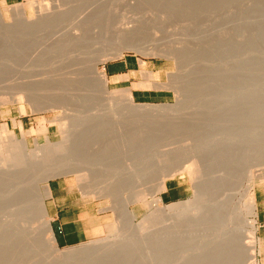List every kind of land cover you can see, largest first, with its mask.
Masks as SVG:
<instances>
[{
	"label": "rangeland",
	"instance_id": "1",
	"mask_svg": "<svg viewBox=\"0 0 264 264\" xmlns=\"http://www.w3.org/2000/svg\"><path fill=\"white\" fill-rule=\"evenodd\" d=\"M33 1L37 3V4H35L36 8L40 7L42 10V7L44 5L45 7L46 6L48 7V10H50V12L52 11V9L54 11L57 9L63 11V9H64V11H65L69 7V9L71 8L70 12L68 10L65 13L68 12V13H71V15L67 13L65 15L67 17V18H65V20H63L64 18H61L58 20L59 23H58V21L57 22L55 21L56 23L52 22L53 25H51L52 24L51 22H50V24H49V22H45V23H48V24L44 23L45 26L40 25V23H38V22L36 23V19L38 17L37 16L38 13H36L37 12L36 8H34L35 6H31V4H30ZM70 1L71 0H0V12H1L2 17H3V21H4L3 24H5L6 27H7V25L11 26L9 28V31H11V34L13 36L20 32V31H16V30H19L20 29L19 27L23 24L21 22L19 23L18 19L15 20L14 17H17V15L15 14L16 12H14L15 11L14 7H17L19 5L23 6V8L25 10L26 18L28 19L27 20L28 22L26 21V23L27 24L29 23L28 26L32 25V27L31 26L26 27L27 24L25 23L24 24L25 27L23 26L24 29L22 27V32L26 31V33H27V34L25 33L27 37H24V39L26 38L24 41H25L26 45L28 44L27 45L28 47L25 46L26 50H24V56L19 63L17 62L19 65L14 63V62H9L7 64L4 72L7 69H8V71L5 72V75H7V73L9 71H11L12 73L9 72L7 76H9L10 79H12V77L15 76V79L13 77L14 80H17L16 79L17 77H18V79H20L21 77L22 78L23 77L28 78L30 76L29 78H31L33 80H31V79L27 80V78H26V80H24L23 82H26V81L27 82L28 81H42L43 80L45 82L46 87L47 88L49 87L48 89H45L36 95L32 94L31 97L33 99V101H32L33 103L31 102V100H30L31 103L29 101L26 102L25 99H22L25 97L21 94L20 95L22 97L21 96L19 97L17 94H14L15 91L13 92L11 90L12 87H0V95H1L0 96V98H1L0 99V128H2V127L6 128V133H5L4 137H9L10 135H13L18 140L24 138L26 140V142L28 144V148L30 150L35 149L36 143H37V145H39L41 147L45 146L48 143L50 145L51 144H61V143H63L65 137H68L70 135L71 136L70 144H68L69 150L66 151L67 153L65 152L66 154L64 153L65 155H63V154L62 155L68 156V157L70 156V158L72 160L75 157V154H74L75 147L80 146V148H81V146H82L81 152H82V156L84 158H82V161H80L81 163H79V164L81 165L82 163H85L88 160L86 162L88 166L85 163L86 166L82 167V165H81V168L82 169H86V168L88 169L89 168L87 172H89V174L90 173L91 174L89 175L86 172L87 176L88 177L90 176L88 178V180L93 177L92 179H94V180L96 179V181L93 180L94 182L93 181L90 182V180H91L90 179L89 182L87 181V182H84V183L78 185L75 176L71 173L70 174L68 173V174L59 175V176L57 175L58 177L55 176L52 179H49L47 181V185L49 184V182L51 180H54V179L66 180L70 185H72L74 187V191L76 193L75 194L76 196L81 195L82 197H84L86 199V201L88 203V209H89V211L87 213L89 218L86 221V224L88 227V239L83 243H80V244L74 245V246H70V247L69 246L68 247H59L55 243L54 246L56 247L55 249L57 252L53 251L51 249V247L49 246V244L47 243V239L49 236L48 235L47 236L42 235L43 232L41 230H40L41 233L39 232L41 234L40 235L37 233L39 229L35 232V230H33L35 228H31V226L33 225L34 222H35V224H37L39 222V220L34 221V219L37 218V216L34 213L37 214V212H38L37 210L36 211L34 210V213L32 215L30 214L29 218L27 217L28 219L26 218V220L24 222L22 221V223H20V225H21V226L19 225L20 229H21L20 234L18 236L13 237V238H9L10 240L12 239V240L16 241V240H18V237H19L20 238L19 240H23L25 245L22 248L24 250H26L27 252H29L30 255L28 254V256H27V254H25L24 250H23L24 251L23 254L18 253V251L21 249V247H20V249H16L17 251L15 249H13L14 252L11 250V248L15 247V245H20V246H21V244L23 245V241L22 242L18 241V243H21V244H14L13 246H11L10 254H9L8 258H6L5 261L1 260L2 258L0 255V264H65V262L61 263V260H59V259H61V258H59V256H60L59 254L62 255V254H66L68 252H70V253L75 252L74 254L76 257L74 258V260L70 261L71 264H91V261H94V260L95 261L98 260V261H96V264L97 263L100 264L102 262V260H103L104 264L105 263L106 264H192V263H196V261L195 262L191 261V258L194 256V255L193 256H191V255L194 254V252H195V254L198 251L200 252L201 249H199V248H201L202 244L209 239L207 234L210 231L209 230L210 227L212 228V225L214 226L215 220L213 221L214 223L211 222V224L213 223L212 225L210 224V221L199 220V219H197V220L196 219L184 220V221L180 222L181 224L178 225V224H176L173 217L177 216L178 213H179L178 215H180L186 211L185 210L186 208H184V207H181V208L177 207L178 209H176V208H174V206L176 204H179V203H186V202L194 200V197H195L194 196L195 195V191H194L195 187L194 186L198 183L201 184L202 180H199L197 182L195 181V183H196L195 184L194 180L191 179V177L186 172H183V170H181V169H180V171H179V169H176V172H177V170L179 172L172 173V176L168 177L165 180V184H174L176 186H179L180 197H179V199H177L178 201L168 202V201L163 200L162 193L164 191L161 192L160 194H158L157 198H159L161 200L159 206L164 210V214H165L164 218L165 217L166 218L157 220V222H158V223L156 222L157 225H155L156 224L155 222L153 224H151L152 222L149 219V221L151 222V223L149 222V224H148L149 227L146 229H142V230H140L138 228L139 224L141 223V220L146 218V216H148V215L151 217L152 212L154 213L153 209L150 207V202H151L149 200L150 198H148V200H147V203H149V204L137 203L134 205H130V207L128 209H129V213L133 217L132 223L129 222V219H127L123 215L122 211H120L121 207H123L121 205H123V204H119V205H117L118 206L117 207L113 202H114V200L119 202L123 197H125V198L128 196L130 197L131 192L133 190L138 189V188L137 189L135 188V187H138V185H139V183L137 185L135 182V178H136L135 176L138 177L137 170L139 171V169L145 168L144 162H147L146 166L150 167L149 168L150 172L149 171H146V173L144 171H142L143 173L141 172V176L144 174H149L148 177L145 175V176H142V178H141L143 181L142 183L145 184V185H143L141 183L143 185L142 189L143 188L147 189V188H150V186H152V184L155 182V177H156L155 174H158V171H160L164 166H166L164 164L165 157L164 158L161 157L163 151L166 149L165 147H167V148L169 147V148L176 149V150L179 149L182 151L181 154H183L185 151L189 150L188 151L189 155L187 153H184L187 158H189L193 154L194 150L196 153H199V152L210 153L213 151V144L215 143V141H214L215 136H213L214 135V128L211 125H214L215 122H214V120H212L213 121L212 122L210 119L214 118V117L213 118H211V117L214 116L213 115V113L215 112L214 109H216V106H217L216 104H214L213 101H215L219 98L217 96L218 93L216 95H214L215 91H217L216 89L217 88L219 89V87L217 85L224 87V84H223L224 83V80H223L224 77L222 79L221 75H223V73L225 72L224 71L225 68H223V65L225 67L226 64L228 63V57L226 56L227 54H225V56H224V54H222V55L219 54V53H222L221 52V50H222L221 46L224 45V43H226L225 44L226 46L229 45L228 47H229L230 51L233 52V53L231 52L232 53L231 55H233V56H230V58H232V57L233 58H232V60L231 59L229 60L230 62H233V61H235V63H237V62L241 63L242 61H244V63L246 62L245 70L246 69L247 70H246L245 78H246L247 82L246 81H245L246 83L243 82L245 85V87H243V90H245L246 95H249L248 97H246V98H248L247 101H251V102H247V104L249 103L247 106H252V105L255 106L259 103L264 106V102H263L264 101V98H263L264 97V39H263V37H264V19H263V17H264V0H203V1L199 0L198 1L199 5H198V3L195 2L196 3L195 8H194V5L191 3V5L193 6V8H192V6L189 7V8H191V10H189V8L183 9L184 6L182 7V5H180L178 7H182V9L176 7V10L177 9L178 10L176 13L175 12L172 13V15H174L173 17L168 18V20H165L164 22L155 21L153 23H150L153 25H151L149 27L148 26L145 27V29L142 30L143 32H141V34L138 35L139 36L138 38H141V40L143 41L142 43H145V45L143 44L142 46L144 48L147 47V51L150 49V51H148V52L145 51L144 52L145 54L149 53L148 55H150V52L153 49V47L149 46V45H153V46L156 45L155 47L159 46V48H161V50L163 49L164 52L169 51L170 54L174 53L175 55L174 54L173 55L175 56V58H174V56L171 58H166V56H168L169 53H168V55H166L167 53L166 54L164 53V55H163V51H160L157 48H155V50L156 49H157V51L159 50V53H161L163 56H161V54H158V55L156 54L155 56H152L153 54L151 53L152 55L147 56V54H146L147 57L146 56L144 57V55H141L140 53H137L135 51H126V50L122 51L119 54L118 52L111 51V49H110L111 46L109 44L114 43V40H115L114 36H111V37L106 36L107 38H104L102 36L103 39L101 38V40L102 41L104 40L103 43H102V41H99L98 42L99 44L95 43L96 41L93 42V44L90 43V45L88 44L89 46L87 45V47L85 49H82L77 54H76V52H78V51H76V52L74 51L75 53H73V51L71 50V52H70L69 49L66 48L67 45L65 46V49H67L66 51H63L64 48L63 49L57 48V49H55V54H54V51L51 52L54 49L51 46H49L50 42H52V40H54V39H57V37H55V36L61 34L62 32H66L68 30L67 28H69V29L71 28V24L73 23V17L72 16H74L73 14H75L77 12V10L79 11L81 8L86 10L85 8H88L87 6H89L91 4V2L94 3L97 0H90V1L75 0L76 2H74V0H72L73 2L71 1V3H73V4H70ZM102 1H106V0H102ZM118 1H119L118 2L119 4H117V5L119 7H118V11L116 12V14H118L117 17L120 18V16L124 15V16H128L130 18V14H133V12H134L133 15L135 17L134 16H131V17L136 18L137 15H135V13L136 14L140 13V12H138V10H139V8L142 9V7H141L142 4H144L143 7L147 6V8H148V5H149V8H151L150 5H152L153 8L154 7L156 8L157 6L159 8V6L160 7L162 6L161 8L163 9V7H164L163 4L167 5V3H168L167 1H169V0H167V1L166 0H162V1L158 0V2L153 0V2H154L153 4L155 5V3H156L157 6H154L153 4H151V0H144V2L142 0L141 1L140 0H133V1L132 0H118ZM163 1H164V3H162ZM109 2L113 6H115L117 3L116 0H109ZM133 2L137 6H134ZM137 2L138 3L143 2V3L140 6V3L138 5ZM145 2H148V5ZM110 3H108V5H106V7H110L111 6ZM62 4H64L65 6H63ZM128 6H129L130 10L132 8L135 11L132 10L133 12H131L130 10H128ZM131 6H133V7H131ZM138 6H140V7H138ZM187 6H190V5L187 4ZM45 7H43L44 10L47 9V7L46 8ZM62 7H63V9H62ZM76 7H78V8L80 7V8L76 9ZM111 8H112V6H111ZM161 8H159V10ZM145 9H146V7H145ZM249 9L251 11H249ZM44 10H42V11H44ZM44 12H42V13H44ZM14 15H16V16H14ZM185 15H186V17H185ZM252 15H253V17H252ZM68 16H69V18H71V17L72 18L68 19ZM258 19H260V20H258ZM60 20L63 24L60 22ZM262 21H263V23H262ZM157 22H158V24H157ZM18 25H20V26H18ZM51 27H53V28H51ZM25 28H29V31H27V29H25ZM30 28L31 29L35 28V30L34 29L31 30ZM61 28L66 29V31L65 30L63 31ZM14 29H15V31H13ZM60 31H62V32H60ZM262 31H263V33H262ZM14 32H15V34H13ZM29 34H31L32 36ZM3 36L8 37V35L5 34V32H3V30H0V38H3ZM110 38H112L113 42H112V40H110ZM160 39H161V41H160ZM45 40H46V42H49V44L46 43ZM29 41H30V43H29ZM105 42H107V44ZM176 42H179V43H177L178 45L176 44ZM44 43H45V45H44ZM104 43L106 45H104ZM221 43H223V44H221ZM160 44H163V45H160ZM219 44H221V46ZM47 45H48V47H47ZM40 46H41V48H40ZM71 47L72 46L69 45V48H71ZM219 47L221 50L219 49ZM31 48L33 49V52L35 54L32 52V50H30ZM105 48L108 49V50L106 49V52L110 50V52H107V54L109 53L110 55L109 54H108V56L105 55L103 58L99 59V61H100V62L98 61L99 71L104 73V66L106 64L113 63L122 57H125V56L134 57L135 59H137L139 61V64H140V62H144V66H141L142 71H144L143 73L151 74L152 79L149 80L152 84L151 86L155 85V87H157V88L156 89L153 88V89H155V91H157L158 94L162 95V97H159L158 100L156 101V103H154V104H137V103H135V104H137V105H152V106H173V107L177 106L176 104H178L177 113L176 114L174 113L173 116H172V114H170V116H172V117L168 116L169 118L168 117H166V119L164 118L166 121L163 118L162 119L157 118L158 121H161V123L157 122L156 118H153L155 120V122H154V120L152 118H148L149 120L152 119L149 121L148 119H146V117H143V118L142 117H135V116L132 117V115L129 114L128 106L126 103L121 102V101L118 103L116 101L115 102L111 101L110 102L111 104L109 102H108L109 103L108 104L107 102L103 101V98H101L100 96H97V95L94 97H89L90 99H88V98H86L87 96L84 97L86 95V93H93V92L96 93V92H98L97 89H94V88L91 89L90 87H88V88L87 87H80L79 85H78L79 89L76 88L75 91H73V92L74 93L76 92L77 94L81 95V97L84 98L83 100L81 97H78V98L71 97L70 98V97H66V96L63 97V96L57 95V93H58L56 90V87H57L56 80L57 79H55V75H57V72L59 71V69L61 70L62 73L58 72L57 76H59V73L63 74L65 72H67V68H65V67H67V65H69V63L76 62L78 57L81 58V57L85 56L84 59L90 60L91 62L94 59V61H95L96 58H99L98 55H100L101 51L105 50ZM218 49L220 50V52ZM43 50H45L44 53L42 52ZM58 50H61L63 52L59 53ZM84 50H86V51H84ZM93 51L95 53H92ZM99 51H100V54H99ZM172 51H174V52L172 53ZM215 51H218L219 53H217ZM80 52L82 55L80 54ZM181 53H182V57L180 56ZM189 53H190V55H189ZM25 55H28V56L25 57ZM51 55H53V56H51ZM112 56H114V57H112ZM178 56H180V57H178ZM183 56H186V57L183 58ZM187 56H188V59L190 58L189 60L187 59ZM220 56H223L225 58L222 57V60H221ZM31 57H33V60ZM46 57H48V58H46ZM168 57H170V55ZM24 58H26L25 61L23 60ZM29 58H31V59H29ZM72 60H73V62H72ZM101 60H102V62H101ZM190 60H191V62H190ZM35 61H37L38 63L36 62L37 64H35ZM184 63H187V64H185V66H184ZM191 63H193V64H191ZM9 64H10V66H9ZM21 64L25 65V67H23ZM15 65H18V67ZM63 65H65L64 66L65 69L61 68V66L63 67ZM11 66H12V68H11ZM20 66L22 68H20ZM186 67H187V69H186ZM218 68H220L224 72ZM152 71L154 73H152ZM218 72H220L221 75L220 74L217 75ZM187 73H189V74H187ZM248 74H250V75H248ZM43 75L44 76L47 75V77H44ZM192 75H194V76H192ZM195 75H197L196 80H195V77H196ZM33 76L34 77L36 76V77L34 78ZM52 76H54V78ZM198 76H199V78H198ZM223 76H225V73ZM247 76L249 77V79ZM175 77L178 78V80L175 79ZM219 77H220V79H219ZM49 78L51 79L50 81L52 82V84H50L51 83L50 81L47 82L49 80ZM34 79H37V80H34ZM45 79H47V80L45 81ZM197 79H199V80H197ZM22 80L23 79H21V81ZM219 80H220L221 84H220V82L217 83V81H219ZM221 80H223V83ZM6 81H8V80H6ZM17 81H19V80H17ZM106 81H107V79H106ZM53 84H54V86H53ZM256 84L258 85V87H256L257 86ZM4 85H7V84H4ZM158 85L161 87H159ZM106 87L110 92H124V91L128 90L126 88H123V86H113V85H109L108 83H106ZM213 88H214V91H213ZM81 90H83V91H81ZM211 91H213L214 93L207 95V93H210ZM248 92H249V94H248ZM197 93L198 94L202 93V94L201 95L199 94L200 95L199 96V95H197ZM253 93H255V95ZM185 94H187V95H185ZM202 95H205V96H202ZM255 96H257V97H255ZM249 97H251V99H249ZM252 97H253V99H252ZM15 98L17 100H15ZM182 98H184V99H182ZM259 99L262 102H260ZM182 100H183V102H182ZM103 102H104V104H103ZM112 103H114V104H112ZM187 103L190 105H188ZM215 103H217V102L215 101ZM33 104H36L37 108H35V105H33ZM59 104L63 105L64 107L61 106V109H52L51 107H49V106L58 107L57 105H59ZM87 104H88V106H87ZM191 104H193V105H191ZM213 104L215 105V107H213ZM105 105L108 108L105 107ZM109 105H110V107H109ZM115 105H117V106H115ZM66 108H68L67 111H66ZM117 109H119V110H117ZM63 111L67 115L72 116L73 119L71 117L66 122H59L58 120L61 117H63ZM115 111H116V114H115ZM211 111L212 112L214 111V112L212 113ZM104 112H107V114ZM110 112H112V113H110ZM117 112L119 113V116H118ZM77 114L79 116H77ZM178 115H180V116H178ZM75 116L78 118H76ZM80 117H82V118L79 119ZM173 117H175L176 120ZM75 118H76V121H75ZM171 118L176 121L177 124L175 126L178 128L170 126L167 119L172 121ZM262 118H264V116ZM77 120L78 121L81 120V122L80 121L78 122ZM83 121H84V123H83ZM166 122H168V125L166 124V127L168 129H166V127H165ZM262 122H264V119ZM87 123H89V124H87ZM170 123L175 124V122L174 123L170 122ZM204 123H206V124H204ZM72 124L75 125V127L72 126ZM77 124L78 125L80 124V125L77 127ZM155 124H158V125H156L157 128H155V130L158 129L159 126L162 129L159 128L160 131L156 130L158 132H155V134H154V132L150 128L154 129L153 126ZM69 125L71 126V128H69L70 127ZM88 125H89L91 130L89 129ZM96 125H97V127H96ZM162 125L165 128L162 127ZM183 125H184V127H186L185 129L183 128ZM209 125L211 126V128H207V126L209 127ZM109 126H111V127L109 128ZM261 126L264 127V125H262V123H261ZM106 127L108 129H106ZM172 128H173V130H172ZM206 128L210 129L209 131H213V132H210L211 133L210 134L208 131H205ZM99 129L101 130V133L103 132V134L99 133L100 132V131H98ZM104 129H106V130H104ZM147 129H149L151 131L152 135H150L144 131V130L148 131ZM188 129H190V131ZM67 131H69V132H67ZM96 131H98V132H96ZM106 131H107V133H105ZM139 131H140V133H139ZM141 131H144V132L142 133ZM191 131H193V132H191ZM204 131L206 132V134ZM98 133H99V136H98ZM212 133H213V135H212ZM104 134H107V135L105 136ZM147 134L150 136H148ZM2 135L3 134H0V137ZM263 135H264V133H263ZM92 136H94V137L96 136V137L92 139ZM210 136L213 139H211ZM81 137H83L84 140L87 139V141L85 140L86 142H84V140H83V142L80 143V140L82 139ZM102 137L105 138V140ZM78 138H79V140H78ZM191 138H193V139H191ZM143 140L144 141L146 140V141L144 142ZM202 140L204 143L202 142ZM198 143H200V144H198ZM205 143H206V145H207V143L211 144V145L206 146ZM242 143H244V142H242ZM130 144H131V146H130ZM191 144H193L194 146H192ZM203 144H204V146H203ZM164 145H165V147H164ZM200 145H202V146H200ZM140 147H142V148H140ZM189 147H193L194 149L189 148ZM211 148H212V150H210ZM153 149H154V151H153ZM190 149H191V151L193 150V152H191ZM70 150H71V152H70ZM234 150H235V152H238V151H242L243 149L234 148ZM244 150L247 152L246 160H247L248 167H247L246 163L244 165H240L241 167L239 165H236V167H238V171L236 172L237 176L235 177V179H233V182L231 181V184H233V185L231 186V188H229L227 191L224 192V195H226L228 198L227 199L228 200V211L230 213V218L237 225H239V228H241V225H242L245 230H248V232H251L254 235L253 237H254V242H255V246H256L255 258H254L255 262H256L255 264H264V167L262 166V167L257 168V166H255L252 163L255 159H260V156L254 157L250 154L248 155V152H249L248 148H245ZM263 150H264V148H263ZM126 151H128V152H126ZM157 151H160V152H157ZM128 153H129V155H127ZM138 153H140V154H138ZM107 154H109V156H107ZM158 154H160V155L158 156ZM184 154L182 155L183 157L180 156V158L185 159L187 162L188 160L185 158ZM122 155H124V156H122ZM152 155H154V156H152ZM127 156H129V157H127ZM49 157H53V156H49ZM132 157H133V160H132ZM53 158L47 159L49 161V164L59 163V161H60L59 158L58 159L54 158V160L56 162L53 160ZM176 158H177V164L178 165L177 166L174 165L175 168H177V167L179 168V166L182 167L184 164V163L182 164V162H185V160L178 158V156ZM238 158H239V156H238ZM84 159H86V161ZM178 159H179V161H178ZM72 160H71V165H69V167L67 168L68 169L67 171H70L71 169H73L75 166L78 165L77 164L78 162L75 161V159L73 161L74 163L72 162ZM125 160H126V162H125ZM131 160H132V162H134L133 163L134 165L133 164L131 165V162H130ZM142 160H143V162H141ZM114 162H116V163H114ZM123 162H125V163H123ZM178 162L181 163L182 165L179 164ZM186 162H185V166L187 164ZM151 163H153V164H151ZM250 164H251V168L249 167ZM128 165H131L130 166L131 168ZM107 168H108V171L110 170L109 172H107ZM128 168H130V169L133 168L134 169L133 172H135L136 174L133 173V176L131 174L129 176L125 175V173L128 172V171L125 172V169H128ZM116 169L121 170V172H119ZM251 171H252V174H251ZM93 172L96 174H94ZM147 172H149V173H147ZM92 173L94 174V176ZM53 174H55V173H53ZM108 174H109V176H108ZM97 175H98V177H100V178H98L99 181L97 180ZM249 175H251V176H249ZM119 177L122 179H120ZM130 177H131V179H130ZM109 178H110V180H109ZM148 178H149V180H148ZM36 179L39 180L38 176L37 177L35 176V178L33 179V181L36 182L35 184L32 181V184H33V186H32L33 191L32 192L34 194L32 193L33 195H31V200L33 199V201H36V199L38 197L37 194H39V190L41 188L40 181H38ZM132 179H134V180H132ZM258 180H260V182ZM126 182L127 183L129 182L130 184L129 183L127 184ZM192 183H194V185ZM121 184H122V186H121ZM125 184L128 186H131V185L132 186L130 188H127L128 186H125ZM91 185H93V190H95L97 188L98 189L95 191H92V189L89 188V187L92 188ZM108 185H110V187ZM118 185L120 187H118ZM85 186H88V187L85 188ZM247 186H251V189H252V195L250 198H249L250 195L245 194L246 193L245 190H247ZM33 188H35V189H33ZM88 188H89V190H88ZM104 189L106 192L104 191ZM123 189L127 190V191H124ZM100 190H101V192H100ZM109 190L111 191L112 194L110 193ZM107 191H109V192H107ZM109 193L111 194L110 197H109ZM29 196H30V194H29ZM35 196H36V198H35ZM120 196H121V198H120ZM27 197H28V195H27ZM27 199H28V201H31V200H29V198H27ZM122 200H124V198ZM249 200H253L255 202V206H256V211H255L256 213L255 214H252V213L250 214L249 213L250 209L248 211L249 204H247V203H249ZM27 202H26V204H28ZM112 208H117L119 211L113 212ZM34 209H37V208H34ZM34 216H36V217L33 219L32 217H34ZM4 217H5V215L3 214L2 210L0 209V225L1 226L3 225V223L5 221ZM9 218H8L9 221H6V223H7V227L11 230L14 227V224H13L14 222H13V220L11 221L12 218L10 216H9ZM174 224L178 225L176 227V229L174 227H172ZM49 225H50V222H49ZM250 225H253L252 231H251ZM179 226L181 227V229ZM23 228L25 231L23 230V232H22ZM32 231H34L35 234H32L31 233ZM163 231L164 232L168 231L167 235H168V233H169V235L167 238L165 237L166 240L168 239V242L166 244L167 245L166 246L167 247L166 252L162 253L159 250H157V248H159V244L163 245L162 244V242L164 240L163 235H162ZM173 232L175 235L171 234ZM175 232L176 233L178 232L177 233L178 235ZM51 234H52V231H51ZM159 234L161 237L159 236ZM35 235H37V236H35ZM204 235L205 236L207 235L206 236L207 238ZM157 236H159L160 238ZM0 237H1V235H0ZM7 238H8V236H6V239ZM132 239L133 240L138 239L140 243L137 240V243L135 244L136 240L133 241ZM190 239L192 242L193 241L194 242L193 243L189 242ZM195 239H197L199 241H197ZM255 239H256V241H255ZM115 240L121 241L119 243V245L118 244L116 245V247L121 248V250L119 249L120 251L117 252L118 254L116 252H114L116 254V256L114 253H110V254L108 253L107 256H110L112 254L110 256L111 257L110 260H109V257L106 258L107 257L106 254H103V255L106 256L104 258H106V260H109V261H106L104 258L99 259L102 257H98V259L90 260L91 258L97 257V255H99V254L89 253L88 249H93L95 247H102L108 243L115 241ZM124 240H125V242H124ZM126 241H128V242H126ZM200 241L203 243H201ZM0 242H1V240H0ZM184 243H186V244H184ZM189 243H191V246L193 248L190 246ZM10 244H12V243H10ZM125 244H127V245H125ZM129 244H131V245H129ZM132 244H133V246H132ZM37 245H39V247L37 248L38 250L35 248ZM154 247H156V248H154ZM35 249L38 252L35 251ZM155 249L157 250L156 252H155ZM39 250L41 253L39 252ZM128 250H130V251H128ZM36 252L39 254H37ZM158 252L162 253V255L165 253L164 256L166 258L162 257L163 260L160 259L162 255L160 253L158 254ZM18 254L21 256H19ZM22 255L25 257H22ZM101 255H99V256H101ZM78 256H80V258ZM112 256H115V259H113L114 257H112ZM121 256H122V258H120ZM186 256L191 257L190 261L186 260L187 259ZM227 256L229 259H227L226 261H223L222 264H228V263L230 264L231 263L230 256H233V254L230 252L227 254ZM124 257H125L126 261L123 259ZM127 257H129V258H127ZM189 257H188V259H189ZM17 258H18V261H17ZM174 258H175V260H174ZM19 259H21L22 261L20 260L21 262H19ZM170 260H172V262ZM1 261L2 262L4 261V262L2 263ZM95 261L92 263L95 264ZM203 261L202 262L197 261V262L199 264H205V261L204 262ZM70 263L67 262L66 264H70ZM101 264H103V263H101Z\"/></svg>",
	"mask_w": 264,
	"mask_h": 264
},
{
	"label": "bare ground",
	"instance_id": "2",
	"mask_svg": "<svg viewBox=\"0 0 264 264\" xmlns=\"http://www.w3.org/2000/svg\"><path fill=\"white\" fill-rule=\"evenodd\" d=\"M71 1H70V4H73V3H71ZM87 1H90V0H87ZM142 1L144 2V0H142ZM155 1L158 2V0H155ZM198 1L199 0H169V1H167L168 3L166 2L167 5H164L163 4V6H164L163 9L161 8L162 6L161 7L159 6V8H161L162 10L161 9L159 10V8L156 5V3H155V5L153 4L154 3L153 0H151V4H153L154 6H157L156 8L155 7L153 8L152 5H150L151 8H149L148 2H145L148 5V8H147V6H145L146 7V9H145V7H143L144 4H142L143 2L142 3L139 2L140 3V6L142 4V6H141L142 9L139 8L138 12H140V13H138V14L135 13V15H137L136 18H134L135 17L133 15L134 12L132 11L134 9L131 8V10H130V8H129L130 5L128 6V10H130L131 12H133V14H130L129 13L130 14V18L128 16H124V15H122V16L119 15L120 16V18H119V17H117L118 14H116V12L118 11V7H119L117 5V4H119L118 3L119 2L118 0H116L117 3H116L115 6H113L109 2V0L108 1L107 0L106 1L97 0L94 3L91 2V4L89 6H87L88 8H85L86 10H84V9L81 8L80 9L81 11L80 10L79 11L77 10V12L75 14H73L74 15V16H72L73 17V23L71 24V28L70 29L67 28L68 30L66 31V29L61 28L63 31L65 30L66 32L60 31L62 33L59 34V35H57V36H55V37H57V39L52 40V42H50V44H49V42H46V40H45V42L48 43L49 46H51L54 49V50L51 51V52L54 51V54H55V49H57V48L58 49H63L64 48L63 51H66L67 49H69V51L71 52V50H72L73 53H75L76 51H78V52H76V54H77L82 49H85L88 44L89 45H90V43L93 44V42H95V41H96L95 43H98L99 41H102L101 40L102 36L104 38H107L106 36H109V37L114 36L115 37L114 43L113 44H109L111 46L110 49H111V51L118 52L119 54L122 51H125V50L126 51H135L137 53H140L141 55H144V57H145L146 54H147V56H150L152 54H153L152 56H155L156 54L157 55L158 54H161V53H159V50H160V51H163V55H164V53L165 54L167 53L166 55H168L169 51L168 52H164V50L163 49L161 50V48H159V46L158 47H155L156 45H154V46L153 45H149V46H152L153 49L151 48L152 50L150 52V55H148L149 53H146L145 54L144 52L147 51V47H145L146 48L145 49L142 46L143 44L145 45V43H142L143 41L141 40V38H138L139 37L138 35H140L141 32H143L142 30L145 29V27H147V26L149 27V26L153 25V24H150V23H153L155 21L164 22L165 20H168V18L173 17L174 15H172V13H174V12L176 13L177 10H178V9L176 10V7L182 9V7L184 6L183 9H186V8L191 7L192 6L191 3H192L194 5V8H195V5H196V3H198ZM201 1H203V0H201ZM74 2H76V1L74 0ZM108 3H110V5L112 6L113 9L111 8V6L110 7H106V5H108ZM139 3L137 2L138 5H139ZM162 3H164V1ZM30 4H31V6H35L34 8H36V5H35V4H37L36 2L33 1ZM187 4L190 5V6H187ZM62 5L65 6L64 4H62ZM133 5L134 6H137V5H135V3ZM180 5H182V7H178ZM198 5H199V3H198ZM140 6H138V7H140ZM43 7H45V6L43 5ZM43 7H42V10H44ZM131 7H133V6H131ZM77 8L78 7H76V9ZM192 8H193V6H192ZM62 9H63V7H62ZM70 9H69V7L65 11H64V9H63V11L62 10H59V9H57V10L54 11L52 9V11L50 12V10H48V7H47V9L44 10L45 11L44 12V11L41 10L40 7L39 8L37 7L36 8V11H37L36 13H38L37 14L38 17L36 19V23L38 22V23H40V25L45 26L44 25L45 22H49V24H50V22L51 23L52 22L54 23L55 21L57 22L61 18H64L63 20H65V18H67L65 15L68 13V12L67 13H65V12L68 11V10L70 12ZM14 10H15L14 12H16L15 14L17 15V17H14L15 20L18 19L19 20V23L20 22L23 23L21 26L18 25V26H20L19 28L21 30L20 29L19 30H16V31H20V32L18 34H15V32H14L13 33V34H15L14 36L11 34V31H9V28L11 26H8L7 25V27H6L5 24H3L4 21H3L2 14L0 12V30H3V32H5V34L8 35V37L7 36H3V38H0V87H12L11 90L13 92L15 91L14 94H17L19 97L21 95H23L25 98H22V99H25L26 102H28V101L30 102V100L32 102L33 101L32 97H31L32 94L33 95H36L39 92H41V91L49 88V87L48 88L46 87L45 82L43 80L42 81H28V82L26 81V82H23L24 80H26L27 77L26 78H24V77L23 78L22 77L20 78L19 77L20 79H18V77H17L18 75L16 76L17 77L16 79L19 80V81H17V80H14L15 79V76H13L14 79H13V77H12V79H10L9 76H7L8 73L11 72V71H9L7 73V75H5V72H7L8 69L4 72V70L6 69V66H7V64L9 62H14V63L18 64L22 60V58L24 56V50H26L25 49V46L28 47L27 46L28 44L26 45L25 44V41H24L26 39V38L24 39V37H27L26 36L27 33H26V31L25 32H22V27L23 26L25 27L24 24L28 20L26 18V15H25V10H24L23 6H21V5H19L17 7H14ZM189 10H191V8H189ZM41 11L44 12V13H42ZM249 11H251V10L249 9ZM68 14L71 15V13H68ZM16 15H14V16H16ZM131 16H134V17H131ZM185 17H186V15H185ZM252 17H253V15H252ZM71 18H69V16H68V19H71ZM263 19H264V17H263ZM258 20H260V19H258ZM60 22H61V20H60ZM158 22H157V24H158ZM53 23L51 25H53ZM58 23H59V21H58ZM262 23H263V21H262ZM28 24L26 25V27H30V26L32 27V25L28 26ZM45 24H48V23H45ZM24 27H23V29H24ZM51 28H53V27H51ZM15 29L13 31H15ZM25 29H27V31H29V28H25ZM32 29L35 30V28H32ZM262 33H263V31H262ZM29 35H31V34H29ZM112 38H110V40H112ZM263 39H264V37H263ZM103 41H102V43H103ZM160 41H161V39H160ZM107 42H105V43L107 44ZM112 42H113V40H112ZM29 43H30V41H29ZM105 43H104V45H106ZM177 43H179V42H176V44ZM221 44H223V43H221ZM221 44H219V45L221 46ZM225 44L226 43H224V45L221 46L222 47V50L219 47V49L221 50L222 53H219L220 52L219 49H218L219 52L218 51H215V52H217V53H219L221 55L224 54V56H225V54H227L226 56L228 57V63L226 64L225 67L223 65V68H225V70H224L225 72L223 70H221L220 68H218V69H220L221 71H223L225 73V76H223L224 75L223 72H222L223 75H221V73H220L221 71L220 70H219L220 72H218V74H217V75L220 74L222 76V77L220 76L222 79L224 77V79H223L224 80V83H223V80H221L222 83L224 84V87H221V86L217 85L219 87V89L216 87L217 88L216 89L217 91H215V93L213 92L214 91V88H213V91H211L210 93H207V95L212 94V93H214V95H216L218 93L217 96L219 97L218 99L216 98L217 100L214 99L217 103H215V101H213L214 104H216L217 106H216V109H214L213 107H215V105L213 104V107L212 108L214 109L215 112L213 111L214 112L213 113L211 111L213 113V115H214L211 118H213V117L214 118L213 119H210L211 121L214 120V122H215L214 125H211L214 128V135H213V133H212V135L215 136L214 137L215 138L214 139L215 143L213 144V151L210 152V153H202V152L196 153L195 150H194V152H195L194 153L193 150L191 151V149H190V151L193 152V154L189 158H187L186 155L184 154V153H187L189 155V153H188L189 150L188 151H185L183 154H184L185 158L188 160L186 162L185 159L180 158V156L183 155V154H181V152H182L181 150H179V149L176 150V149H172V148H169V147L167 148L164 145V147L167 150L164 148L165 150L163 151V153L161 152L162 153V156L161 157L162 158L165 157L164 164L166 166H164L160 171H158V174H155V176H156L155 177V182L153 184L151 183L152 186H150V188H147L146 187L147 189H144V188L142 189L143 185H145V184L142 183L143 181H142L141 178H142V176H145V175L148 177L149 174H144V175L141 176V172L144 171L146 173V171H149L150 170L149 169L150 167L146 166L147 162H144L145 168L139 169V171L136 169L137 172H138V177L135 176L137 178V179L135 178V182H136L137 185L139 183V185H138V187H135V188L136 189L138 188V189L137 190H133L131 192V194H130V197L129 196L126 197V198L123 197L124 200H122L123 199L122 198L119 202L116 201V200H114V202H113L116 206L119 205V204H123V205H121L123 207H121V209L120 208L119 209H120V211H122L123 215L127 219H129V222L132 223L133 217L129 213V209H128L130 207V205H134V204H137V203H147L148 198H150L149 199L151 201L150 202V207L153 209L154 213L152 212L153 215L151 214V217L152 218L148 215L149 217L146 216V218H144L143 220H141V223L139 224V227L138 228L140 230H142V229H146V228L149 227L148 224H149L150 221L152 222V223L151 222L150 223L153 224L154 222L156 223L157 220H160V219H163L164 218V215H165L164 214V210L159 206L161 200L159 198H157V195L160 194L164 190L165 180L168 177L172 176V173H175L176 172V169H179V171L181 169V170H183V172H186L191 177V179L194 180V183H195V181L197 182L199 180H202V183L201 184L200 183H198V184L195 183L196 185L194 186L195 187V190H194L195 191L194 200L189 201V202H186V203H179V204H176V205L174 204L175 206L173 205L174 208H176V209H178L177 207H179V208H181V207L186 208L185 209L186 211L183 214L178 215L179 214L178 213L177 216L173 217L174 220H175V222H176V224H178V225L181 224L180 222H182L184 220H191V219L192 220L193 219H196V220L197 219H199V220H207V221H210V224H211V222H213L215 220L214 221L215 223L213 222L214 223V226L212 225L213 224L212 223L211 224L212 225V228L210 227V229H209L210 231L207 234L208 237H209V239L207 241H205L204 243L200 241L201 243H203L201 248L198 247L199 249H201L200 252L198 251V252H196V254L194 252V254L191 255V256L194 255L192 258L189 257L190 255L189 256H186L187 257L186 260H189L190 261V258H191V261L192 262L193 261L194 262L196 261V263H192V264H197L198 262H202L203 260L205 261V264H222L223 261H226L227 259H229L228 256H227V254L230 253V252L233 254V256H230V258H231L230 261H231L232 264H255L256 263L255 262V259H254L255 258V249H256L255 242H254V237H253L254 235L251 232H248V230H245L242 225H241V228H239V225H237L230 218V213L228 211V200H227L228 198H227L226 195H224V192L227 191L229 188H231V186L233 185V184H231V181L233 182V179H235V177L237 176L236 175L237 174L236 172L238 171V167H236V165H239L240 166V165H244L246 163V165L248 167L247 160H246L247 152L244 150L245 148H248V150H249L248 155L250 154V155H252L254 157L260 156V159H255L252 163L255 166H257V168L258 167H262V166L264 167V150H263V148H264V143H263L264 142V135H263L264 129L263 128L264 127L261 126V123H262V125H264L263 124L264 122H262L263 119H264V118H262L264 116L263 115L264 114V106L262 104H260V103L257 104V105L254 104L255 106H253V105L252 106H247L249 104V103L247 104V102H251V101H247L248 98H246V97H248L249 95H246L245 90H243V87H245V85H244L243 82H245V81L247 82V80L245 78L246 70H247V69L245 70L246 62L245 63H244V61H242L241 63H238V62L235 63V61L230 62L229 60L230 59L232 60V58H233V57L230 58V56H233V55H231L233 52L230 51V49L228 47L229 45L226 46ZM44 45H45V43H44ZM66 45H67V47H66L67 49H65V46ZM69 45L72 46V47L69 48ZM160 45H163V44H160ZM47 47H48V45H47ZM40 48H41V46H40ZM155 48H157L159 50L157 51V49L155 50ZM106 49L107 48H105V50H102L101 51V54H100V51H99V54H100V55H98L99 58H96L95 61H94V59H93L92 62L90 60H86V59H84L85 56L84 57H81L82 59L78 57V59H77L78 61L75 59L76 62H73V60H74L73 59L72 60L73 63H69V65H67V67H65V68H67V72L61 74L62 73L61 70L60 69H59V71L57 70L58 72H61V73H59V76H57L58 75V72H57V75H55V79H57L56 80V84H57L56 90L58 92L57 95L63 96V97L66 96V97H70V98L71 97H73V98L74 97L75 98L81 97V95L77 94L76 92L75 93L73 92V91H75L76 88H78V85H79L80 87H87V88L90 87L91 89H93V88L94 89H97L98 92H96V93L95 92H93V93H86V95L84 97L87 96L86 98H88V99H90L89 97H94V96L97 95V96H100L101 98H103V101L104 102H107V103L108 102L110 103L111 101H114V102L116 101L117 103L121 101V102L126 103L127 106H128L129 114H131L132 117H134V116L135 117H142V118L143 117H146V119H148V118H152V119L153 118H156V121L161 123V121H158V119H160V118L161 119L162 118L163 119L164 118L166 119V117H168V116L169 117H172L174 115V113L175 114L177 113L178 104H176L177 106H174V107L173 106L137 105V104H134L132 102V100H131V94H130L129 91H124V92H110L107 89V87H106L107 81H106L105 74L103 72L99 71V69H98V61H99V59L103 58L105 55L108 56L109 53L107 54V52H110V50L106 52ZM30 50H32V52H33V49L32 48ZM58 51H59V53L60 52H63L61 50H58ZM84 51H86V50H84ZM148 51H150V49ZM42 52L44 53L45 50H43ZM173 52L174 51H172V53ZM92 53H95V52L93 51ZM80 54H81V52H80ZM173 54H170L169 53L170 57H168L169 56L168 55V56H166V58L173 57L175 55V54L174 55ZM163 55L161 54V56H163ZM189 55H190V53H189ZM26 56H28V55H25V57ZM51 56H53V55H51ZM180 56L182 57V53H181ZM180 56H178V57H180ZM48 57H46V58H48ZM112 57H114V56H112ZM184 57H186V56H183V58ZM220 57H221L220 59L222 60V57L223 56H220ZM31 58L33 60V57H31ZM31 58H29V59H31ZM174 58H175V56H174ZM223 58H225V57H223ZM187 59H188V56H187ZM23 60L25 61L26 58H24ZM36 62L37 61H35V64L38 63V62L37 63ZM101 62H102V60H101ZM190 62H191V60H190ZM185 64H187V63H184V66H185ZM191 64H193V63H191ZM18 65H15V66L18 67ZM65 65H63V67L61 66V68L65 69L64 68ZM9 66H10V64H9ZM22 66L25 67V65H22ZM11 68H12V66H11ZM20 68H22V67L20 66ZM186 69H187V67H186ZM187 74H189V73H187ZM248 75H250V74H248ZM192 76H194V75H192ZM195 76H196L195 77V80H196L197 75H195ZM29 77L27 78V80L28 79H31ZM44 77H47V75L44 76ZM52 77L54 78V76H52ZM147 77L149 79L152 78L151 74H147ZM176 77H175V79L178 80V78H176ZM220 77H219V79H220ZM198 78H199V76H198ZM21 79H23V80L21 81ZM248 79H249V77H248ZM6 80H8V81H6ZM31 80H33V79H31ZM34 80H37V79H34ZM46 80L47 79H45V81ZM50 80L51 79L49 78V80L47 82H49ZM197 80H199V79H197ZM218 82H220V80L217 81V83ZM4 84H7L8 86L7 85H4ZM50 84H52V82ZM220 84H221V82H220ZM53 86H54V84H53ZM159 87H161V86H159ZM256 87H258V85ZM81 91H83V90H81ZM199 94L201 95L202 93H199ZM199 94L197 93V95H199ZM248 94H249V92H248ZM253 94L255 95V93H253ZM185 95H187V94H185ZM202 96H205V95H202ZM255 97H257V96H255ZM81 98H82V100L84 99L83 97H81ZM182 99H184V98H182ZM249 99H251V97H249ZM252 99H253V97H252ZM15 100H17V99L15 98ZM259 101H260V99H259ZM104 102H103V104H104ZM182 102H183V100H182ZM260 102H262V101H260ZM112 104H114V103H112ZM33 105H35V108H37L36 107V104H33ZM188 105H190V104H188ZM191 105H193V104H191ZM57 106L58 107H54V106H49V107H51L52 109H61V106H63V105H60L59 104ZM87 106H88V104H87ZM115 106H117V105H115ZM105 107H107V106L105 105ZM109 107H110V105H109ZM67 110H68V108H66V111ZM117 110H119V109H117ZM112 112H110V113H112ZM104 113L107 114V112H104ZM115 114H116V111H115ZM170 114H172V116H170ZM77 116H79V115L77 114ZM118 116H119V113H118ZM178 116H180V115H178ZM71 117L72 116L67 115L63 111V117H61L58 121L59 122H66ZM76 118H78V117H76ZM76 118H75V121H76ZM81 118L82 117H80L79 119H81ZM173 118H175V117H173ZM72 119H73V117H72ZM152 119H150V120H152ZM175 120H176V118H175ZM175 120L172 119V121H170V120L167 119V121L169 122V124H170L171 127H176L175 125L177 123H176ZM79 121L81 122V120H79ZM154 122H155V120H154ZM168 122L165 123V127H166V124L168 125ZM170 122H173V123L175 122V124H171ZM83 123H84V121H83ZM87 124H89V123H87ZM204 124H206V123H204ZM79 125L77 124V127ZM156 125H158V124H155L153 126L154 129L153 128H150L154 132V134H155V132H158L156 130H159L160 131V129H162L159 126L160 129L158 128V129L155 130V128H157ZM72 126L75 127V125H73V124H72ZM211 126L209 125V127L207 126V128H211ZM88 127H89V125H88ZM96 127H97V125H96ZM110 127L111 126H109V128ZM162 127H164V126L162 125ZM69 128H71V126ZM176 128H178V127H176ZM183 128L185 129L186 127H184V125H183ZM207 128H206L205 131H208L209 133L210 132H213V131H209L210 129H207ZM89 129H90V127H89ZM100 129L98 130V131H100L99 133H101V130ZM106 129H108V128L106 127ZM106 129H104V130H106ZM166 129H168V128L166 127ZM147 130L148 131H146V130H144V131L147 132L148 134L152 135L151 134V131L149 129H147ZM172 130H173V128H172ZM188 130L190 131V129H188ZM98 131H96V132H98ZM144 131H141V132L143 133ZM67 132H69V131H67ZM191 132H193V131H191ZM5 133H6V128L5 127L0 128V134H3L0 137V181H1L0 182V209L2 210L3 214L5 215V217H4L5 218L4 223H3L2 226L0 225L1 226L0 227V235H1V237H0L1 238L0 239L1 240V242H0V255H1V258H2L1 260H4L5 261L6 258H8L9 254H10V248H11V246H13L14 244H21V243H18V241H20V242L23 241V240H19L20 239L19 237H18V240H16L17 242L15 240H12V239L10 240L9 238H13V237L18 236L20 234V231H21V229H20V226H21L20 223H22V221L24 222L27 217L29 218L30 217V214L32 215L34 213V210L35 211L36 210L38 211L37 214L34 213L37 216V218H35L36 216H34L32 218L33 219L34 218L36 219V220L34 219V221L39 220V222L37 224H35V222H34L33 225L31 226V228H35V229H33V230H35V232L39 229L38 232H37L38 234H40L41 231H42L43 232L42 235H45V236L48 235L49 237L47 239V243L49 244V246L51 247V249L53 251L57 252L56 249H55L56 247L54 246L55 245V240H54V238H53V236L51 234V229H50V225H49V219H48V215H47L46 209H45V200L47 198H49V188H48V185H47V181L49 179H52L53 177H55L57 175L59 176V175H64V174H68V173L69 174L71 173V174H73L75 176L78 185L79 184H82L84 182H87V181L89 182L90 179H91L90 182L93 181L94 180V179H92L93 177L88 180V178L90 176L88 177L87 174H86V172L88 171L89 168L88 169L86 168L87 170L81 168V165H82V167L87 165L86 162L88 160L86 161V159H84L86 161L85 162L86 165H85V163H82L81 165L79 164V163H81L80 161H82V158H84L82 156V152H81L82 146H81V148H80V146L75 147V149L73 148L74 149V154H75L74 159H75V161L78 162L77 163L78 165L75 166L70 171H67L68 170L67 168L69 167V165H71V160L72 159L70 158V156L68 157V156H63V155H65L67 153L66 151L69 150L68 144H70V138H71V136L69 134H68L69 135L68 137H65L63 143L60 142L61 144H51L50 145L48 143L45 146L41 147V146L37 145V143H36L35 144V149L30 150L28 148V144H27V142H26V140L24 138L18 140L13 135H10L9 137H4ZM99 133H98V136H99ZM105 133H107V131ZM139 133H140V131H139ZM101 134H103V132ZM205 134H206V132H205ZM104 135L106 136L107 134H104ZM150 135H148V136H150ZM83 137H81L82 139L80 140V143L83 142V140H84ZM95 137L92 136V139L95 138ZM212 137H211V139H213ZM103 139L105 140V138H103ZM191 139H193V138H191ZM78 140H79V138H78ZM85 140L87 141V139H85ZM85 140H84V142H86ZM202 142H203V140H202ZM242 142H244V143H242ZM208 143H207V145L205 143V145L206 146L211 145V144H208ZM198 144H200V143H198ZM191 145L194 146L193 144H191ZM130 146H131V144H130ZM200 146H202V145H200ZM203 146H204V144H203ZM140 148H142V147H140ZM189 148L194 149L193 147H189ZM234 148L243 149L244 151L242 150V151L235 152ZM210 150H212V148ZM153 151H154V149H153ZM70 152H71V150H70ZM126 152H128V151H126ZM157 152H160V151H157ZM138 154H140V153H138ZM127 155H129V153ZM159 155L160 154H158V156ZM49 156H53L55 159H58L59 158L60 159L59 163L49 164V161L47 159L53 158V157H49ZM107 156H109V154H107ZM122 156H124V155H122ZM152 156H154V155H152ZM177 156H178V158L185 160V162L187 163L186 166H185V162H182V164L184 163L182 167L179 166V168L178 167L175 168V166L178 165L177 164V158H176ZM238 156H239V158H238ZM127 157H129V156H127ZM54 158H53V160H54ZM74 159L72 160V162L74 161ZM132 160H133V157H132ZM132 160L130 161L131 162V165L134 163V162H132ZM178 161H179V159H178ZM125 162H126V160H125ZM125 162H123V163H125ZM141 162H143V160ZM114 163H116V162H114ZM151 164H153V163H151ZM179 164H181V163H179ZM131 165H128V166L130 167ZM249 167L251 168V164H250ZM130 168L125 169V172L128 171L127 173H125V175L129 176L131 174L133 176V173L136 174L135 172H133L134 169L133 168L130 169ZM116 170H118V169H116ZM109 171H108V168H107V172H109ZM118 171L121 172V170H118ZM179 171L177 170V172H179ZM149 172H147V173H149ZM53 173H55V174H53ZM87 173L89 174V172H87ZM94 174H96V173H94ZM94 174H93V176H94ZM251 174H252V171H251ZM35 176L36 177L38 176L39 180L38 179H36V180L40 181L41 188L39 190V194H37L38 197H37L36 201H33V199L31 200V195L34 194L32 192L33 191L32 190V186H33L32 181L35 178ZM108 176H109V174H108ZM249 176H251V175H249ZM98 178H100V177H98V175H97V180L99 181ZM120 179H122V178H120ZM130 179H131V177H130ZM109 180H110V178H109ZM132 180H134V179H132ZM148 180H149V178H148ZM94 181H96V179ZM258 181L260 182V180H258ZM33 183L35 184L36 182L33 181ZM194 183H192V184L194 185ZM91 186H92V188L91 187H89V188L92 189V191H95V190L98 189L97 188V189L93 190V185H91ZM108 186L110 187V185H108ZM121 186H122V184H121ZM125 186H128V185L125 184ZM131 186H128L127 188H130ZM86 187H88V186H85V188ZM118 187H120V186L118 185ZM89 188H88V190H89ZM33 189H35V188H33ZM104 191H105V189H104ZM109 191H107V192H109ZM124 191H127V190H124ZM245 191H246L245 194L250 195L249 196V198H250L251 195H252L251 186H247V190H245ZM100 192H101V190H100ZM110 193H111V191H110ZM110 193H109V197L112 194V193L111 194ZM29 194H30V196H29ZM27 195H28V197H27ZM26 197L29 198V200H31L32 202L31 201H28V199ZM35 198H36V196H35ZM120 198H121V196H120ZM26 202L29 205L26 204ZM147 204H149V203H147ZM247 204H249V206L247 205L248 206V211L250 209V212L249 213L250 214L251 213L252 214H255L256 213L255 212L256 211L255 202L253 200H249V203H247ZM34 208H37V209H34ZM112 211L113 212H116V211L118 212L119 210L117 208H112ZM9 216L12 218L11 221L13 220V222H14L13 223L14 224V227L11 230L7 227V223H6V221H9V219H10ZM149 219H150V221H149ZM157 223L155 225H157ZM176 224H174L172 226L175 229L178 226ZM181 227H180V229H181ZM250 227H251V231H252L253 230V225H250ZM23 230H24V228L22 229V232H23ZM167 232H164L163 231L162 235H163V239L164 240H163V242L160 240L163 245H160L159 244V248H157V250H159L162 253L163 252H166V249H167V247H166L167 245L166 244L168 242V239L167 240L165 239V237L167 238L168 235H169V233L167 235ZM31 233L32 234H35L34 231H32ZM171 234L172 235H175L174 232L171 233ZM6 236H8L7 239H6ZM35 236H37V235H35ZM159 236H160V234H159ZM159 236H157V237H159ZM134 240H136V239H134ZM137 240L135 241V244L137 243ZM195 240H197V239H195ZM128 241H126V242H128ZM197 241H199V240H197ZM255 241H256V239H255ZM9 242L12 243V244H10ZM120 242H121L120 240H115V241H113L111 243H108V244L102 246V247H95L93 249H88L89 250L88 251L89 253H97L99 255L102 254L101 256L97 255V257L91 258L90 260L98 259V257H102V258H99V259H103L104 257L107 256L108 253L110 254V253H114V252H116V253L119 252L121 250V248L120 247H116V245L117 244L119 245ZM124 242H125V240H124ZM138 242H139V240H138ZM189 242H192L191 239L189 240ZM184 244H186V243H184ZM189 244L191 246V243H189ZM24 245L25 244H24V241H23V245L22 244H21V246L20 245H15V247H12L11 250L14 252L13 249H15V250L16 249H20V247H21V249L18 251V253L23 254L24 251H25V254H27V256H28L29 252H27L26 250H24L22 248V247H24ZM125 245H127V244H125ZM129 245H131V244H129ZM132 246H133V244H132ZM38 247H39V245H37L35 248L37 249ZM154 248H156V247H154ZM36 249H35V251L38 250V249L37 250ZM130 250H128V251H130ZM157 250L155 249V252ZM39 252H40V250H39ZM160 252H158V254ZM74 253L75 252H73V253L68 252V253L62 254V255L59 254L60 255L59 258H61L59 260H61V263H63V262H65V264L67 262L70 263V261L71 260H74V258L76 257ZM162 253H160V254L162 255ZM37 254H39V253H37ZM103 254H106V256H104ZM164 254L162 256L160 255L161 256L160 259H162V257L163 258H166L164 256ZM19 256H21V255H19ZM110 256H107L106 258L109 257V260H110V258H111ZM115 256H116V254H115ZM115 256H112V257H114L113 259H115ZM22 257H25V256L22 255ZM78 257L80 258V256H78ZM188 257H189V259H188ZM106 258H104V259L106 260ZM120 258H122V256ZM127 258H129V257H127ZM123 259L125 260V257ZM20 260L21 259H19V262L22 261V260L21 261ZM109 260H106V261H109ZM174 260H175V258H174ZM17 261H18V258H17ZM94 261H91V264H93L92 262H94ZM96 261H98V260H96ZM96 261H95V264H96ZM170 261L172 262V260H170ZM101 263L104 264L103 260H102Z\"/></svg>",
	"mask_w": 264,
	"mask_h": 264
},
{
	"label": "crops",
	"instance_id": "3",
	"mask_svg": "<svg viewBox=\"0 0 264 264\" xmlns=\"http://www.w3.org/2000/svg\"><path fill=\"white\" fill-rule=\"evenodd\" d=\"M141 66H144V62L139 64L134 57L125 56L106 64L104 74L109 85L128 89L134 104H154L162 95L155 91V85L151 86L149 80L152 78L147 77L149 73H143ZM48 188L49 198L45 200V209L56 245L70 247L85 242L88 239L86 221L89 218L86 199L81 195L76 196L74 187L66 180H51ZM163 191V200L178 201L179 186L164 184Z\"/></svg>",
	"mask_w": 264,
	"mask_h": 264
}]
</instances>
